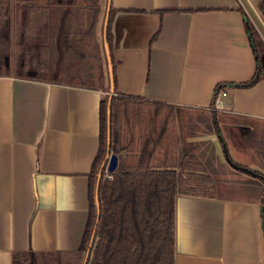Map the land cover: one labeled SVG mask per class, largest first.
I'll use <instances>...</instances> for the list:
<instances>
[{
    "label": "crops",
    "instance_id": "0c3cea01",
    "mask_svg": "<svg viewBox=\"0 0 264 264\" xmlns=\"http://www.w3.org/2000/svg\"><path fill=\"white\" fill-rule=\"evenodd\" d=\"M247 18L243 0H99L102 86L0 73V264L79 255L112 96L173 107L181 153L215 180L214 193L176 197L175 264H264V76L239 85L259 71ZM219 85L225 111L210 109ZM236 176L256 191L220 193Z\"/></svg>",
    "mask_w": 264,
    "mask_h": 264
},
{
    "label": "trees",
    "instance_id": "16d2710c",
    "mask_svg": "<svg viewBox=\"0 0 264 264\" xmlns=\"http://www.w3.org/2000/svg\"><path fill=\"white\" fill-rule=\"evenodd\" d=\"M76 4L78 7L71 8ZM49 6H27L31 36L40 38L45 46L49 45V22L54 11ZM70 8V23L65 25L62 38L67 41L72 32L76 55L89 64L87 72L77 67L70 75L79 83L100 87L104 77L96 33L99 0H70ZM257 8L264 17V0H258ZM8 12L9 0H0V22ZM110 23L111 13L106 31L109 47ZM247 28L259 71L240 86L253 85L264 76V42L248 18ZM21 65L29 75L47 68L45 60L37 61L30 47L24 49ZM101 123L100 152L91 174L94 187L89 222L79 255L65 264H85L89 251L87 264H175L176 197L208 195L214 189V178L197 156L181 153L171 106L112 96L110 114L106 101L102 107ZM109 151L119 156V164L111 172L112 178L103 170L98 182L101 162H106ZM261 179L264 183V176ZM262 202L264 221V195ZM36 257L17 252L13 264H37Z\"/></svg>",
    "mask_w": 264,
    "mask_h": 264
},
{
    "label": "rangeland",
    "instance_id": "374dc122",
    "mask_svg": "<svg viewBox=\"0 0 264 264\" xmlns=\"http://www.w3.org/2000/svg\"><path fill=\"white\" fill-rule=\"evenodd\" d=\"M243 2L245 3L247 13L254 20L252 21L250 18L251 22L256 28L258 26L264 33V17L257 8L258 0H243ZM69 4L70 0H58L57 4L56 0H9L8 15L0 22V73L10 71L18 75H28V70L21 63L24 49L29 47L31 48V53L37 58V61L45 60L47 65V68L38 72L35 77L59 79L60 81H69L71 79L74 81L77 78H70L69 76L77 67L81 71L87 72L89 70L88 62L86 59L81 61L76 55L77 53L75 51L77 47L73 44V33H70L67 41L62 38L65 25L67 26L70 23L69 18L67 20V17L70 15L68 11ZM29 5H34L35 7L51 5L49 7L54 10L51 11L52 16L49 22L51 35L48 39L49 45L47 46L41 43V39L37 36H31L33 33L27 21L29 18L27 6ZM83 18L85 20V17ZM249 168L251 167L249 166ZM248 174L251 173L249 172ZM259 181L262 183V189L264 191L262 179H259ZM227 184L231 183L228 181L219 183L220 193L225 192L231 193L232 195L252 194L257 189L252 183L242 180L239 177L234 180L233 187L230 188ZM211 191L214 193L215 190Z\"/></svg>",
    "mask_w": 264,
    "mask_h": 264
},
{
    "label": "built area",
    "instance_id": "2783aa9c",
    "mask_svg": "<svg viewBox=\"0 0 264 264\" xmlns=\"http://www.w3.org/2000/svg\"><path fill=\"white\" fill-rule=\"evenodd\" d=\"M210 109L214 111H225L229 109L228 104V88L226 86L219 85L215 91ZM105 176L112 178L111 172L106 170Z\"/></svg>",
    "mask_w": 264,
    "mask_h": 264
},
{
    "label": "water",
    "instance_id": "95a60500",
    "mask_svg": "<svg viewBox=\"0 0 264 264\" xmlns=\"http://www.w3.org/2000/svg\"><path fill=\"white\" fill-rule=\"evenodd\" d=\"M118 162H119V156L117 154L109 151L108 158H107L106 162L104 163V165L101 168V171H100V174H99V181H100V179L102 177V171L103 170H105V171L107 170L109 172L115 171V169L118 166ZM97 195H98V188H97ZM98 209L100 210V206L99 205H98ZM263 228H264V221H263ZM94 235H95V233H94ZM89 253H90V251L88 252L87 259H88ZM85 264H87V260H86Z\"/></svg>",
    "mask_w": 264,
    "mask_h": 264
}]
</instances>
